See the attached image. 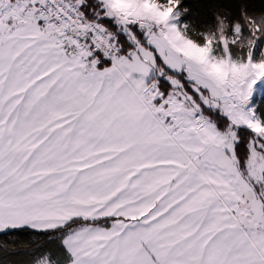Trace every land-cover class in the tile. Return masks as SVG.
I'll list each match as a JSON object with an SVG mask.
<instances>
[{"label":"snow or ice","instance_id":"snow-or-ice-1","mask_svg":"<svg viewBox=\"0 0 264 264\" xmlns=\"http://www.w3.org/2000/svg\"><path fill=\"white\" fill-rule=\"evenodd\" d=\"M203 7L0 0V234L36 237L27 264H264V0Z\"/></svg>","mask_w":264,"mask_h":264},{"label":"trees","instance_id":"trees-1","mask_svg":"<svg viewBox=\"0 0 264 264\" xmlns=\"http://www.w3.org/2000/svg\"><path fill=\"white\" fill-rule=\"evenodd\" d=\"M196 11H204L205 0H186ZM227 2V0H223ZM254 3L259 5V0H254ZM36 237L27 231H16L14 234L4 236L0 234V245H5L9 253H18V255H5L3 250L0 249V260H7L9 264H27L30 258L31 242Z\"/></svg>","mask_w":264,"mask_h":264}]
</instances>
